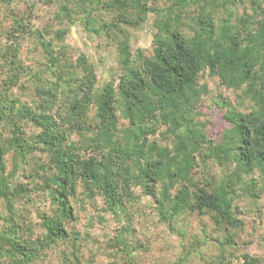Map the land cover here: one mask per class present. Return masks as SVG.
Wrapping results in <instances>:
<instances>
[{"label":"trees","instance_id":"1","mask_svg":"<svg viewBox=\"0 0 264 264\" xmlns=\"http://www.w3.org/2000/svg\"><path fill=\"white\" fill-rule=\"evenodd\" d=\"M158 1L71 0L83 8L89 31L118 40L120 74L100 89L87 57L76 66L62 64L67 46L55 48L40 29L35 50L52 79L43 84L40 72L30 76L34 105L14 93L26 89L21 77L28 69L17 49L6 62L8 78L0 82V264H38L68 241L79 197L81 204L100 197L105 211L120 217L149 196L168 224L185 213L210 216L231 242L228 227L245 226L238 215L243 193L252 203L264 197V0ZM66 5L61 12L71 19ZM100 5L114 21L95 18ZM14 15L16 31H33ZM149 15L156 33L147 55L132 51L121 25L138 26ZM65 35L60 30L56 38L64 41ZM205 74L236 95L232 101L221 94L215 102L229 125L217 137L200 111L209 94ZM27 123L36 130L29 136ZM211 162L223 170L219 177ZM21 171L31 184L16 180ZM43 203L49 211L30 221L24 207ZM130 232L122 229L113 247L130 253ZM63 259L88 264L74 252ZM243 259L236 264H262L250 255Z\"/></svg>","mask_w":264,"mask_h":264},{"label":"rangeland","instance_id":"2","mask_svg":"<svg viewBox=\"0 0 264 264\" xmlns=\"http://www.w3.org/2000/svg\"><path fill=\"white\" fill-rule=\"evenodd\" d=\"M53 1L46 3L45 0H13L12 4L0 3V82L8 78L6 62L12 60L17 49L18 59L28 69L25 76L21 77L26 89H14V93L29 105H34V85L30 82L33 72H40L44 79L43 84L52 79L45 73L43 65L46 61L36 54L33 37L38 29L47 33L46 37L53 42L55 48L67 46V54L63 57L67 60L62 58V64L68 61L76 66L78 59L85 55L89 65L96 70L98 89L115 80L120 74L118 40L115 35L89 31L85 25L86 15L83 8L72 5L71 0ZM163 1L159 0L158 3L164 4ZM65 2L71 19L61 12ZM100 7L95 18L99 22L114 21L112 13H107L102 5ZM13 13L20 14L29 31H33H16ZM154 20L155 17L149 15L138 26L121 25L122 35L131 37L132 51L143 49L145 54H152L153 37L156 33ZM60 30L66 32L64 41L56 38V33ZM202 83L209 89V94L204 97V104L200 107L202 120L209 123V131L217 137L229 125L223 117V111L215 102L221 94L232 101H235L236 95L223 87L218 78L209 74L204 75ZM94 113V110L89 113L91 119ZM25 130L27 136L36 131L28 123L25 124ZM73 140H79V136L75 134ZM40 160L45 161V158ZM32 168L29 165L28 174L34 171ZM210 168L217 177L223 174V170L215 163L211 162ZM16 180L25 185L31 184L22 177V171ZM136 193H142L141 189H136ZM246 195L244 192L239 202L241 213L238 214L244 221V229L239 230L236 226L227 229L233 236V242L229 241L225 229L214 224L210 216L185 213L168 224L161 219L154 199L149 196L144 195L138 204H129V210L120 217L106 212L105 203L100 197L82 204L79 197L75 203V220L67 225L69 240L48 250L47 258L40 260L38 264H69L64 262L63 256L67 254L70 257L72 252L88 264H236L244 262V255L255 257L264 264V197L257 200V203H252ZM49 209V204L45 203L24 207L25 213L30 210V221L39 220V212ZM122 229L132 230L128 238L132 250L130 253L117 250L112 245L111 240ZM227 241L229 243L226 245ZM220 256L225 257L224 262L223 259L218 262Z\"/></svg>","mask_w":264,"mask_h":264}]
</instances>
